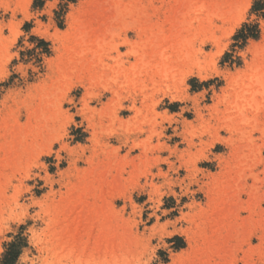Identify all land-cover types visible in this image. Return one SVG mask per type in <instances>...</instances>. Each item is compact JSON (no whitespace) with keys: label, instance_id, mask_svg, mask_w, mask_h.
<instances>
[{"label":"rangeland","instance_id":"obj_1","mask_svg":"<svg viewBox=\"0 0 264 264\" xmlns=\"http://www.w3.org/2000/svg\"><path fill=\"white\" fill-rule=\"evenodd\" d=\"M174 2L0 0V260L264 264V0Z\"/></svg>","mask_w":264,"mask_h":264},{"label":"trees","instance_id":"obj_2","mask_svg":"<svg viewBox=\"0 0 264 264\" xmlns=\"http://www.w3.org/2000/svg\"><path fill=\"white\" fill-rule=\"evenodd\" d=\"M75 1V0H71ZM264 10L263 7L259 5V2L255 3L252 12H259ZM250 38L258 39L259 31L257 26L245 25L235 37L238 43H243L245 45ZM27 241L21 235L15 237V239L7 244L6 250L2 255L0 264H17L23 250L27 247ZM183 248V247H180Z\"/></svg>","mask_w":264,"mask_h":264},{"label":"bare ground","instance_id":"obj_3","mask_svg":"<svg viewBox=\"0 0 264 264\" xmlns=\"http://www.w3.org/2000/svg\"><path fill=\"white\" fill-rule=\"evenodd\" d=\"M190 4H191L190 0H175L174 3H169L167 5V12L165 14L169 15V17H168L169 19L171 16L172 19L175 20L176 17H178L179 15L182 14L183 10L188 9ZM247 5H248V7L250 6V1H249V3H247ZM127 44H129V43L127 42Z\"/></svg>","mask_w":264,"mask_h":264}]
</instances>
